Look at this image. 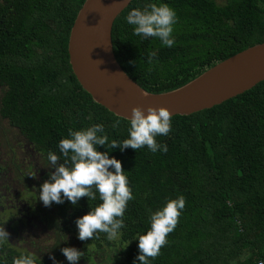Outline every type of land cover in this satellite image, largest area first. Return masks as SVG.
I'll list each match as a JSON object with an SVG mask.
<instances>
[{
    "label": "trees",
    "instance_id": "obj_1",
    "mask_svg": "<svg viewBox=\"0 0 264 264\" xmlns=\"http://www.w3.org/2000/svg\"><path fill=\"white\" fill-rule=\"evenodd\" d=\"M85 1L0 0V117L17 128L47 163V152L59 154V141L69 129L103 124L109 142L128 138V119L94 101L70 62V33ZM161 2L177 16L171 48L157 38L134 35L133 26L126 23L133 8ZM262 42L264 0H134L113 28L119 63L154 93L177 89ZM152 51L157 54L150 65ZM171 118V131L156 138L167 144L166 153H152L146 146L111 152L122 162L135 198L128 202L118 239L109 241L105 233H97L82 241L96 246L90 253L94 263L95 254H101L105 264H133L139 254L134 238L149 229L150 211L180 195L186 203L177 226L160 254L149 258L150 264L264 261V81L212 108ZM117 120L120 124L114 127ZM98 150L108 151L104 146ZM29 191L27 206L35 208L32 203L39 201V190ZM98 203V198L84 197L77 206L68 201L38 205L52 224H63L66 236L64 229L78 234L76 219ZM9 210L0 197V218L6 216L13 227L17 211L8 214ZM24 254L8 239L0 242V264H12L13 257Z\"/></svg>",
    "mask_w": 264,
    "mask_h": 264
},
{
    "label": "clouds",
    "instance_id": "obj_2",
    "mask_svg": "<svg viewBox=\"0 0 264 264\" xmlns=\"http://www.w3.org/2000/svg\"><path fill=\"white\" fill-rule=\"evenodd\" d=\"M177 16L175 10L166 3H150L143 9L133 8L126 16V23L133 26V34L142 39L157 38L164 47L175 44L172 35ZM156 52L148 56L151 65ZM171 113L167 107L149 106L147 109L134 107L128 118V138L123 141L115 139L109 142L103 124H94L80 130L69 129L68 135L59 141V154L49 150L47 160L51 165L49 179L39 187V201L50 207L53 203L65 201L77 206L81 198L89 201L99 199L95 207L78 217L75 221L78 239L85 241L94 238L97 233H105L109 241L118 239L125 227L124 214L128 202L133 200L132 189L122 162L111 152L119 148L125 151L129 147L138 150L147 147L152 153L168 151L167 144L157 142L158 136H166L171 131ZM120 121L114 122L118 127ZM104 146L108 151L98 150ZM183 195L168 199L156 211H150V227L144 234H136L139 254L133 264H150L149 258L160 254L167 243V235L177 226L181 210L185 207ZM9 239V233L0 229V241ZM62 254L70 264H78L82 253L76 247H64ZM53 264H58L51 257ZM12 264H35L32 255L24 254L13 257Z\"/></svg>",
    "mask_w": 264,
    "mask_h": 264
},
{
    "label": "water",
    "instance_id": "obj_3",
    "mask_svg": "<svg viewBox=\"0 0 264 264\" xmlns=\"http://www.w3.org/2000/svg\"><path fill=\"white\" fill-rule=\"evenodd\" d=\"M134 0H86L72 26L70 62L94 101L130 118L134 107H167L171 117L212 108L264 81V42L211 67L187 84L162 93L146 90L123 69L113 44L118 16Z\"/></svg>",
    "mask_w": 264,
    "mask_h": 264
},
{
    "label": "flooded vegetation",
    "instance_id": "obj_4",
    "mask_svg": "<svg viewBox=\"0 0 264 264\" xmlns=\"http://www.w3.org/2000/svg\"><path fill=\"white\" fill-rule=\"evenodd\" d=\"M7 128H10L11 130L17 131L19 133V139L21 137H23L24 141V146L28 145V147L30 146V150L35 154L37 153L39 155V158L42 159V161H44V157L41 156V154L35 150V148L33 147V145L29 142V140L24 137L17 128H14L10 125L9 121L7 119H4L2 117H0V131H3V134L7 133ZM0 147H2V145L0 144ZM0 148V180H2V177H8V175L12 174V168L8 167L6 168L5 166L2 165L3 163V159L5 158L4 156H7V152L5 150H2ZM19 152L23 153V150L19 149ZM40 159L37 160H33L34 162H32L31 158L28 162H26V158L22 157V164L23 167L18 166L17 162H15L14 165H12L13 167L16 168L17 174H21L24 178L25 181L23 182H29L30 183L27 185L29 190H32L31 188V183H35V187L36 190L34 191H38L40 185H42L47 179H49V175L50 172L53 171V169H50L51 165L49 163L47 166L49 167V170L43 175L42 173L38 172V167L41 169H45L46 168V164L44 163H40ZM14 161V160H13ZM36 163V164H35ZM38 165V167H37ZM40 173V174H39ZM39 177V178H38ZM31 178H37L35 181H32ZM27 179V180H26ZM3 182L0 181V185ZM29 190H25L22 193V197L23 199L18 202L15 203V205L12 206H6V208H10L9 213L8 214H13L14 210L16 209V214L13 216L15 221H17L16 223L10 226V221L8 220V218H6V216H2L0 218V229H2V224L5 223L6 226L9 228L11 234H9V241H10V245L15 246L17 248V250L21 251V253H29L30 255H32L33 257H35L34 259H37V263L36 264H43V262H46L47 264H53V260L51 259V257H55L56 261L58 262V264H70L69 261H67L66 257L62 254L61 249L64 247H76L77 249H79L82 253V258L81 260L84 262L85 260L89 262V254H93L97 249L95 248L96 246H90L89 244H83L82 241L80 239H78V234L74 233V232H68V230L64 231L66 232V236L64 233H62V226L63 224H60L58 226H56L53 223V219H50L47 216V213L41 208L43 214L41 216V219L39 218V215H33V217L35 219L31 218L30 215V206L28 207V199H27V194L30 192ZM29 191V192H28ZM36 192H33L36 194ZM18 193V192H17ZM31 193V192H30ZM40 203V201H38ZM38 202H34L32 203V205L35 207V209H38V206L40 205ZM39 205H38V204ZM24 208H26V211H24ZM45 208V207H44ZM13 209V210H11ZM50 214V213H49ZM35 220L36 224L39 223L40 225L43 226L42 222L44 220L45 224L48 223V225H50V229H52L53 231V244L50 247L49 250V255L44 254L43 257H41V250L40 248L37 246V240L34 239H29V236L26 237L27 232L29 229L32 228H36L37 225L31 224V221ZM39 229V228H38ZM60 234V236H59ZM62 235V236H61ZM62 238V239H61ZM2 242V241H0ZM55 244H57V247L55 248ZM53 248V249H52ZM89 251V252H88ZM37 253L39 254V256L37 257ZM96 256V254H95ZM88 258V259H87ZM49 259V260H48ZM93 260V257H92ZM96 262H97V258H96ZM97 264H99L97 262Z\"/></svg>",
    "mask_w": 264,
    "mask_h": 264
},
{
    "label": "rangeland",
    "instance_id": "obj_5",
    "mask_svg": "<svg viewBox=\"0 0 264 264\" xmlns=\"http://www.w3.org/2000/svg\"><path fill=\"white\" fill-rule=\"evenodd\" d=\"M23 141H24L23 137L19 139V133L17 131L11 130L10 128H7L6 134H3V131H0V144L3 147L0 148L2 150L8 151L7 156H4L5 158L3 159L2 165L5 166L6 168L8 167L12 168V174L8 175V177H2V180H0L3 182L0 185V197L2 198L3 203L6 206L15 205V203L21 199L22 193L25 190H29L28 188H30L27 185L30 183L31 180L29 182L27 181L23 182V178L19 176V174H17L16 168L13 167L12 165H14L15 162H17L18 166L23 167L22 157L26 158V162H28L30 158L32 162H34L33 160L40 159L37 153L34 154L30 150V146L29 147L28 145L24 146ZM19 149L23 150V153L19 152ZM40 163L46 164L45 169H41L37 165L38 172L44 175L49 170V167L47 166L48 164L45 162V160L42 161V159H40ZM31 179L32 181H35L37 178H31ZM31 185H32L31 189L36 190L35 183H31ZM24 211H26V208H24ZM42 214L43 212L40 209V206H38V209H35L33 207L30 209V215L32 219H35L33 215H39V218L41 219ZM35 222H36L35 220H32L31 224L37 225V227L29 229L26 237L29 236V239L31 240L32 239L37 240V246L41 250V254H42L41 257H43L44 254L47 253L49 254L50 247L53 244V239H52L53 231L52 229H50V225H48V223L45 224L44 220L42 222L43 226L40 225L39 223L36 224ZM2 227H5L8 233L11 234L9 228L6 226L5 223L2 224ZM96 255H97V262L100 264H105L103 255L101 254L99 255L96 254ZM38 256L39 254L37 253V257ZM88 258L90 263H88L86 260L84 262L80 260L78 264H95L94 261L92 260L91 254L89 255Z\"/></svg>",
    "mask_w": 264,
    "mask_h": 264
},
{
    "label": "built area",
    "instance_id": "obj_6",
    "mask_svg": "<svg viewBox=\"0 0 264 264\" xmlns=\"http://www.w3.org/2000/svg\"><path fill=\"white\" fill-rule=\"evenodd\" d=\"M257 264H264V261H259Z\"/></svg>",
    "mask_w": 264,
    "mask_h": 264
}]
</instances>
